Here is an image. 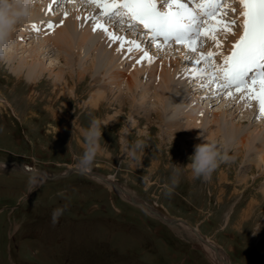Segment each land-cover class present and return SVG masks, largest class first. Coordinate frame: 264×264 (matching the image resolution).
<instances>
[{"label": "rangeland", "instance_id": "1", "mask_svg": "<svg viewBox=\"0 0 264 264\" xmlns=\"http://www.w3.org/2000/svg\"><path fill=\"white\" fill-rule=\"evenodd\" d=\"M79 1L61 0L59 9L53 7L54 14L60 13L63 20L60 23L71 14L72 7L82 6ZM39 5L33 12H37ZM234 6L237 4L227 5L217 20H230ZM95 8L85 4L79 9L89 14L95 12ZM33 17L29 31L35 36L32 34L26 38L24 42L28 44L52 30L45 21L44 30L33 29L39 18L35 14ZM121 22L118 21L116 29L124 32ZM206 29L209 31L208 27ZM126 32L138 34V40L140 36L143 40L144 34L139 29H127ZM74 35L81 37L77 30ZM20 40L13 37L11 44H18ZM142 43L150 50L154 47L146 40ZM85 46L88 55L82 61L79 59L80 63H75L74 73L81 64L99 61L98 56L103 51L101 47L95 48V39L92 38ZM208 47L211 48L209 44ZM172 49L151 52L156 53L160 61L166 59V52H170V56L178 54L175 58L181 59L179 51L172 53ZM113 51L110 53L115 59L110 61V67L101 64L106 69H93L85 79L75 74L68 95L64 94L63 88L54 85L55 75L50 77V71L36 82H30L25 76L18 77L9 70L7 57L0 61V161L21 162L26 169L43 170L49 175L72 170L68 176L49 179L40 172L31 174L18 167L0 166V264H217L205 242L222 249L231 264H264V168L260 170L256 165L261 152L253 149L247 153L239 139L231 145L225 144L220 134L215 142L234 159L221 163L208 181L193 178L191 171L184 169L179 185L168 195L166 185L172 174L171 162L187 164L193 145L200 142L195 140L198 133L189 137L188 133L177 129L188 121L190 123L195 108L192 111L193 106H190L189 113L182 117L178 114L176 117L180 123L171 128L167 121L175 117V105L166 104L157 97L155 81L163 80V75L158 72L144 74L143 70L134 72L136 61L124 55V48L122 52L117 48ZM59 52L57 49L53 57L57 59ZM106 52L104 58L108 57ZM80 53L76 52V57ZM192 56L195 57L193 53ZM216 58L219 62L220 59ZM60 60L56 61L64 65ZM185 65L178 71L179 81H182L179 83L183 92L193 98L194 105L213 111L225 106L229 109L223 95V101L218 103L219 100L212 97L211 87H198L200 81L190 79V71L183 75V71L189 68V64ZM194 66L203 67H191ZM117 68L127 76L136 73L140 83L130 94L141 103L140 106L134 105L136 102L126 94V87L123 90L126 95L120 93L119 86L125 84L127 77H112V70ZM190 86L195 89L193 92L198 90L201 95L208 91L209 97L197 98L198 93L192 94ZM98 91L103 98L97 105L89 104L91 95ZM166 106L170 113L166 121L165 118L162 121L157 115ZM191 111L193 115L190 116ZM227 112L233 121H238L243 114V111L233 115L231 110ZM249 116L251 113L248 118L253 123L247 125L246 122L242 128L253 131L255 123L264 127V119ZM92 119L105 125L101 144L105 143L107 147L97 155L89 170L75 171L78 158L84 151L83 132ZM137 141L142 147L136 149V159L127 158L126 149L132 148ZM246 161L253 166L246 165ZM89 173L110 178L138 200L165 215L166 219H174L175 223H166ZM145 176L147 181L142 179ZM64 204L68 207L53 225V209ZM176 219L186 220L199 229L204 242L190 227L181 221L176 223Z\"/></svg>", "mask_w": 264, "mask_h": 264}, {"label": "bare ground", "instance_id": "2", "mask_svg": "<svg viewBox=\"0 0 264 264\" xmlns=\"http://www.w3.org/2000/svg\"><path fill=\"white\" fill-rule=\"evenodd\" d=\"M80 2L82 3V6L87 4V6L92 8V9H94V7H96L95 4L89 3L88 0H80L79 3ZM60 3H61V0H43V3L39 5V8H36L37 12H33V16L35 14L37 18L39 17L35 21L37 24V27L35 29H38L39 31L44 30L43 29V27H44L43 22L44 21H45V23L51 24L53 26L52 30L49 31L43 38H40V39L36 38L37 39L36 41H31V42H29V44L27 41L24 42L28 36H30L32 34H33V36H35L34 33L29 31L30 25L33 23L32 21L34 20L35 17H32L30 22L23 23V24L19 25V29L18 28L16 29L12 38L18 37V38H21L22 40H20L21 42L18 44H14V45L11 44L10 45L9 52L7 55L8 59L6 61L10 64L8 68L12 73H14L15 75H18V77L25 76L28 79V81H30V82L31 81L36 82L37 79L41 78V76H43V74L45 72L50 71V77L52 76L51 74L55 75V77L53 79L54 85H56L60 88H63L64 94L68 95L67 90L71 87V84L74 83L75 74L78 77H80V79H85L88 72L91 70L93 71V69L95 71H97L99 67L106 69V66L101 65V64L105 63L106 65H108L110 67L111 66L110 61L112 59H115V57L113 55H111L110 51L114 52L113 51L114 48H117V50L121 51L122 50L121 44L123 43V48L125 51L124 55H126L128 59H132L133 61H136L135 62L136 66L134 67V69H132V70H134V72H137L138 70H140V71L143 70L144 74H152L153 72L154 73L158 72L159 74L163 75V77H164L163 80H159V81L156 80L155 81L156 82V90L158 91L157 97L162 102H166V104L175 105L174 108H175L176 115L174 118L167 121L168 123H170L169 125L171 126V128L177 126V123H180L179 118H177L176 116L178 114H180L179 117H182V116L188 114L189 110H190L189 107L193 106V109H191V110L193 111L195 108L194 116H193V118H190V123L188 121L185 126H181L180 128H177V129H180V131H182L183 133H188L189 137L193 136L196 133L199 134L201 132L206 140L210 139L211 141H214V142L216 140V137L221 134L223 137V139H222L223 142L225 144H228V145L235 143L234 141H237L239 139L241 147L244 149H247V153L253 149L256 150L257 152H261L259 162L256 161V165L259 166L260 170H263V168H264V129L263 128L264 127L262 128L260 124H256V123H255L256 127L253 131H251V130L248 131V130H246V128L241 127L247 123H248L247 125H250L253 123V120L248 118V115L250 113H251V116L253 115L252 117H255L257 114L254 105L247 102L248 96L250 95V92L245 91L242 93L240 92V94H238L236 96L232 95L234 98H229L227 96H224V99L226 101V105L229 106V109H227L226 106H225V108L223 107V109H218L216 111H213L212 109H204L201 107L198 108L199 106L194 105L193 98H191V96L189 94H185L183 92L182 86L179 83L182 81H179L178 71H181L182 69H184L181 67V66H183V64L186 63L185 66H188V61L186 60V57H190L192 54V53L189 54L187 47L170 45V46H166V47L162 46L161 48L158 49L154 45L155 48L153 47V49H151V50H153V52L161 53L164 48L174 47V49H172V51H174V52H172V53H176L175 51H179V55H181V59H177V58H175V56L178 54H175V56H173L171 54V56H172L171 57L170 52L169 53L166 52L164 54L166 59L160 61L158 58V55H156V53L151 52L150 48L148 49L147 44L145 46V44L142 43L143 40L150 42L146 38L145 35H142L143 40H141V36L138 40V34L137 35H135V34L130 35L126 32L127 29H129L127 27V18L121 19V18L117 17V18H114L112 20H108L107 18L100 16V12L102 11V9L98 8V7L95 8V12L91 11L89 14H86L85 13L86 11L79 9L82 6H79V4H77L76 8L72 7V10L70 9L71 14L69 16H66V19L64 20V22L60 23L61 21H63L59 17L60 13L54 14L55 10L53 8V7H56L55 9H57L58 4H60ZM74 4H75V2H74ZM73 6H75V5H73ZM238 10H240V8ZM67 14H69V13H67ZM238 14L239 13H237V15ZM88 15H89V17H88ZM94 17H95V19H93ZM43 18H44V20L42 21ZM119 20H124V21H122L123 23L121 22V25H122L121 29H123V30L125 29L126 31L121 32V31H118L116 29V24L118 23ZM96 24H99L101 26L97 27L96 30L93 31V27ZM104 27H107V29H108L107 33L104 31ZM222 28H219V29L222 30ZM76 30L81 35L80 38H77L74 35V31H76ZM139 30H142V29H139ZM28 32L30 33L29 35H27ZM38 32H36V33H38ZM45 32H47V31H45ZM112 34H115L118 37H123L124 41L111 40L109 37ZM226 34H227V32L224 35H217V40L220 41V49L219 50L222 53L224 52V49H225L224 40L226 39L225 38ZM230 35L231 34H228V36H230ZM90 38L95 39V48L97 47L100 49V47H101V50H103V51H101V54L98 56L99 61L96 62V60H95L90 64H86L87 62L84 64H81L78 67V69L76 70V72L74 73L73 70H75V68H74L75 63L76 62H77V64L80 63V62H78V61H80L79 59H81V61H82V60H84V57H86L88 55L86 53V50H85V47H86L85 45H86L87 40H89ZM132 41H136L137 43H139L140 50H137L131 44ZM27 45H30V46L27 47ZM129 48H132V51H129ZM57 49H59L60 54H57V56L59 55V57L56 59L53 56L55 55ZM61 51H63V52H61ZM78 51H81V53L83 52V54H81V53L79 54L80 57L79 56L76 57V52L78 53ZM104 51H107L106 52V54L108 55L107 58L103 57ZM145 51H147L148 56L150 58H152V62L150 64H149L148 58L142 59ZM58 59L59 60L61 59L60 61H63L64 65H59L58 62L56 61ZM99 65H101V66H99ZM180 68H182V69L179 70ZM55 69H57V70H55ZM134 72L132 75L127 76L125 72L123 73L121 69L117 68V69H113L111 74H112V77H114V78H121L122 79V78L127 77L125 84L123 86L120 84V86H119V89H121L120 93H123L124 92L123 90L126 87V89H128V91H126V94H129L131 97V100L133 102L134 101L136 102V103H134V105L136 104V105L140 106L141 103L135 98L134 95L130 94V93H133V91H134L133 89L135 88V86H138L140 83L136 73H134ZM183 72H184L183 75H185L186 72L185 71H183ZM96 76L97 75H95V77ZM176 76H178V78ZM112 77H110V78H112ZM72 79H73V82H72ZM181 80H183V79H181ZM105 85H106V83H105ZM107 86H108V84H107ZM107 86H105V87L107 88ZM110 90H112V89H110ZM193 90H195L193 88V86H190L189 91L192 92V94L198 93L197 98L198 97L200 98L202 95L209 97L208 91H207V94L204 93L201 95L198 90L195 92H193ZM210 92H212V97H216L215 99L219 100L218 103L223 101L222 95L216 93L214 88H212V90ZM259 92H260V90L256 93L259 94ZM123 94L126 95L125 93H123ZM119 95H121V94H119ZM214 95H217V96H214ZM242 96L244 97V100H241ZM105 97H106V95H105ZM101 98H103V94L100 91L95 92V94L91 95V99H90L89 104L92 103L94 105H97L100 102L99 100ZM128 100H129V98H128ZM122 102H123V100H122ZM197 105H199V104H197ZM241 105H243V108ZM234 106H236V108L234 109L235 111L232 112V109L234 108ZM91 107H93V106H91ZM247 108H248V110H247ZM229 110H231L232 115L236 112L240 113L242 111H243V114H242V116L240 115V118L238 121H233L234 119L231 118V114L227 112ZM192 111L190 113V116L193 115ZM169 113H170V111L167 109V106H166L164 111L158 112L157 118L163 119L162 121H164V118H165V121H166V117L169 116ZM251 116H249V117H251ZM262 124L264 125V123H262ZM261 135H263V136H261ZM195 140H197V139H195ZM246 165H252V163L249 164L248 161H246ZM0 166L6 167V164L1 163ZM262 173H264V172H262ZM89 175L100 179L99 177L93 175V173H89ZM106 179L111 181V182H114L110 178L106 177ZM245 179H246V177H245ZM111 186L116 191L118 190V188L115 187L114 185H111ZM121 193L123 195H125L128 199L131 200V197L129 194L127 195V194H124L123 192H121ZM163 216H165V215H163ZM187 226L188 225H186V227ZM198 231H199V229H198ZM208 240L210 241V239H208ZM205 243H206L205 246L208 247V251L210 252L211 258L213 260H215L217 264H230L227 260L228 257H225L226 253L222 249H220L219 247H217L215 249V247L212 246L209 242H205Z\"/></svg>", "mask_w": 264, "mask_h": 264}, {"label": "snow or ice", "instance_id": "3", "mask_svg": "<svg viewBox=\"0 0 264 264\" xmlns=\"http://www.w3.org/2000/svg\"><path fill=\"white\" fill-rule=\"evenodd\" d=\"M101 8V17L108 20L127 18V27L133 31L142 29L145 36H150L151 43L158 49L169 44L183 45L196 58L186 57L190 79L198 80V87H215V92L234 98L232 90L248 88L251 98L258 102L260 114L264 115V0H88ZM239 4V14L235 19L217 20L227 5ZM232 12L236 9L231 8ZM225 17L227 12H224ZM95 19V17L93 18ZM216 21L212 24V21ZM223 25L224 31H220ZM101 25L96 24L93 31ZM209 31H205V27ZM35 29V26H32ZM49 28L53 26L48 25ZM239 27L240 35L230 50L224 55L220 49L217 35L230 32ZM107 33V27H104ZM111 40L124 41L123 37L112 34ZM162 41V44L160 43ZM131 44L140 50L136 41ZM206 44H213L217 51H203ZM123 48V43L121 44ZM132 51V48H129ZM219 56L221 63L215 57ZM152 58L144 52L142 59ZM203 65L204 67H191ZM207 80V83H204ZM259 81L260 92L257 94L251 85ZM244 100V97H241Z\"/></svg>", "mask_w": 264, "mask_h": 264}, {"label": "clouds", "instance_id": "4", "mask_svg": "<svg viewBox=\"0 0 264 264\" xmlns=\"http://www.w3.org/2000/svg\"><path fill=\"white\" fill-rule=\"evenodd\" d=\"M38 3L42 4L43 0H0V61L5 60L8 55L17 26L31 21L33 10ZM103 126L99 120L92 119L89 126L84 129V151L78 158V169L89 170L97 155L107 147L105 143L101 144ZM196 139L200 142L193 145V152L188 156L187 164L171 162L172 174L166 185L168 195H171L179 185L184 169H189L193 178L208 181L221 163L234 159L216 142L206 140L201 132ZM141 147V142L137 141L132 148L126 149L125 156L135 160L136 149ZM142 179L147 181L148 177ZM67 207L68 205L64 204L53 209L51 214L53 225L58 222Z\"/></svg>", "mask_w": 264, "mask_h": 264}, {"label": "water", "instance_id": "5", "mask_svg": "<svg viewBox=\"0 0 264 264\" xmlns=\"http://www.w3.org/2000/svg\"><path fill=\"white\" fill-rule=\"evenodd\" d=\"M1 163H4L6 164V166H10V167H18L19 169L23 170L24 172L26 173H31V174H34V173H43L45 174L46 177H48L49 179H57V178H60V177H65V176H68L69 174H71L72 170L71 169H68L65 173H62V174H59V175H49L48 173H46L45 171L43 170H29V169H26V167L21 163V162H16V161H13V162H2L0 161V164ZM75 171H80L82 172L80 169H74ZM95 176L99 177L102 181H104L105 183H107L108 185H114L115 187L118 188V190H120L121 192H123L124 194H129L130 197H131V202L136 204V205H139V206H142L144 207L145 209H147L150 213L156 215L157 217H160L163 221H165L166 223L168 224H174L175 223V220L174 219H166L165 216H163L161 213H159L157 210H155L152 206L148 205L147 203L141 201V200H138V198L134 197V195L132 193H130V191L126 190L124 187L120 186L119 184L117 183H114V182H111L109 180L106 179V177H104L103 175H100V174H94ZM112 187V186H111ZM179 221H181L180 223H184L186 225H188L190 227V229L196 233V235L199 237L200 240H202L204 242V237L198 232V230L192 226L189 222H187L186 220H183V219H176V223H178ZM212 246L215 247V249L217 248L215 245L211 244ZM231 264V263H230Z\"/></svg>", "mask_w": 264, "mask_h": 264}]
</instances>
